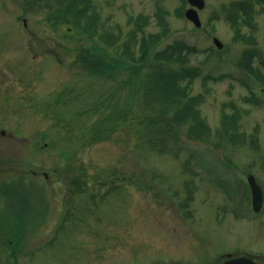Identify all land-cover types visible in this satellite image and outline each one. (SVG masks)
<instances>
[{"label": "rangeland", "instance_id": "1", "mask_svg": "<svg viewBox=\"0 0 264 264\" xmlns=\"http://www.w3.org/2000/svg\"><path fill=\"white\" fill-rule=\"evenodd\" d=\"M205 1L196 28L178 15L185 0H93L92 36L58 17L61 0H0V264H219L225 253L264 264V208L255 215L244 202L247 175L264 191V84L241 67L245 52L255 66L264 58V3L250 0L244 39L226 13L244 0ZM164 27L159 49L197 48L183 64L195 77L182 85L201 97L203 137L189 122L151 127L166 105L149 104L143 74L85 65L89 52L118 56L128 41L139 56L140 33ZM13 186L32 204L22 226L5 197Z\"/></svg>", "mask_w": 264, "mask_h": 264}, {"label": "trees", "instance_id": "2", "mask_svg": "<svg viewBox=\"0 0 264 264\" xmlns=\"http://www.w3.org/2000/svg\"><path fill=\"white\" fill-rule=\"evenodd\" d=\"M255 1L262 4L264 3V0ZM92 2L93 0H61L63 9L62 13L60 11L58 17L62 18V15L72 16L82 31L94 36V34L98 33L95 25L97 23L96 21L99 19V14L92 12L94 9ZM253 4L250 0H244L241 2H234L229 7H226V13L228 12L227 20L235 30L237 36H241L242 26L251 25L254 11ZM184 12L185 7L178 11V15L184 17ZM140 34L138 48L139 56H137L136 52L131 48L132 41H128L124 43V50L121 55L119 54L113 57L108 54L103 55L96 51L95 54L89 52L87 55L88 58H90L89 62L87 61L85 63L86 56L81 59L89 69L98 73H104L108 76L115 74L116 71L119 72L122 70L127 71L129 76L132 77H140L143 74L145 79L139 81H141L140 83H144L145 91L150 98L149 104L157 102L166 105V107L162 108L159 112L158 116L148 118V122L152 125L151 127H154V125H161L160 128L163 129V126L169 125L170 121H175L180 124L189 122L191 124L188 131L190 136L200 138L205 134H209L210 128L202 119L198 106L201 97L190 96L187 85L191 81L186 85H182V83L186 82L187 78L192 80L195 77V70L183 64L186 61L185 55L195 52L196 49L188 46L183 41H176L173 45L156 51L161 41L169 35V31L165 27L158 33L146 34L142 31ZM133 36H136V34L134 33L132 37ZM100 37L107 43H111L113 40L115 41V37L109 33L101 34ZM241 37L248 39V37L244 35ZM254 56L255 53L251 51L245 52L241 67L254 74L257 80L264 84V58H261L259 64L255 66L253 64ZM125 58H127V60H125ZM177 63H181L182 65L178 67L176 65ZM209 78L214 79L211 76ZM225 122H231V124L226 125L225 130H222L221 134L226 138L229 137L230 140L234 139V135L239 137L235 116L225 117ZM163 123L165 124L163 125ZM231 126H233V128ZM113 129L114 127L112 126L111 129L104 130V132L109 133L112 132ZM95 133L97 136L99 135L97 129ZM149 143L156 149L157 142H155L153 138L149 140ZM72 184L77 185L78 189L83 188L81 183L77 182V179L73 180ZM23 192L18 187L13 186L7 189L5 193L9 209H11L13 216H16L20 220L21 225H24L25 215L32 207L30 197ZM8 245L10 246V244ZM16 247H12L13 257H16Z\"/></svg>", "mask_w": 264, "mask_h": 264}, {"label": "water", "instance_id": "3", "mask_svg": "<svg viewBox=\"0 0 264 264\" xmlns=\"http://www.w3.org/2000/svg\"><path fill=\"white\" fill-rule=\"evenodd\" d=\"M190 5L192 6L190 9L186 11V16L189 20H191L197 27H201V19L199 16V11L205 8V1L204 0H188ZM216 43L218 44L219 48H223V44L216 39ZM6 131H1L2 136H6ZM249 182L252 189V195H253V205L254 209L259 212L264 204V195L262 188L257 183L254 176L249 177ZM225 264H256L252 259L250 258H236L230 261H227Z\"/></svg>", "mask_w": 264, "mask_h": 264}, {"label": "flooded vegetation", "instance_id": "4", "mask_svg": "<svg viewBox=\"0 0 264 264\" xmlns=\"http://www.w3.org/2000/svg\"><path fill=\"white\" fill-rule=\"evenodd\" d=\"M249 209V208H248ZM232 253H225V254H223L222 256H226V255H228V257L226 258V260H224V262L225 261H227V260H229V259H231V258H235V254H233L231 257L229 256V255H231ZM248 256H250V257H253L254 259H256L257 258V256H254V255H248ZM223 262V263H224ZM222 263V264H223Z\"/></svg>", "mask_w": 264, "mask_h": 264}]
</instances>
